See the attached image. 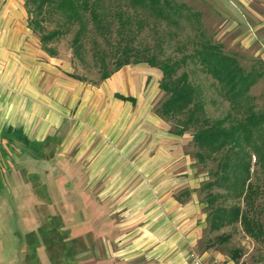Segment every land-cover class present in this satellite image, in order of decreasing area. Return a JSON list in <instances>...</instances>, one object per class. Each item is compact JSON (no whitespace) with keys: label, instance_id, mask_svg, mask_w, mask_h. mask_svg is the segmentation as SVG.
I'll list each match as a JSON object with an SVG mask.
<instances>
[{"label":"crops","instance_id":"0c3cea01","mask_svg":"<svg viewBox=\"0 0 264 264\" xmlns=\"http://www.w3.org/2000/svg\"><path fill=\"white\" fill-rule=\"evenodd\" d=\"M219 1L215 13L232 20L231 28L245 30L246 36L233 43H256L264 56V0H235L243 8L242 20L227 8L234 0ZM26 12L17 0L0 1V149L21 155L26 150L40 158L70 155L85 166L106 212L91 214L98 238L94 247L87 244L79 252L81 264H188L189 248L197 247L207 215L200 179L184 160V150L168 145L182 144L183 134L169 132L152 111L159 89L152 85L154 73L145 67L119 69L97 87L80 84L65 60L41 47L23 19ZM133 117L140 123L131 122ZM18 132L32 149L18 142ZM144 134L150 143L142 154L151 163L138 169L130 158ZM45 141L46 146L35 148ZM158 158L162 163H156ZM204 254L223 258L212 250Z\"/></svg>","mask_w":264,"mask_h":264},{"label":"rangeland","instance_id":"374dc122","mask_svg":"<svg viewBox=\"0 0 264 264\" xmlns=\"http://www.w3.org/2000/svg\"><path fill=\"white\" fill-rule=\"evenodd\" d=\"M172 1L190 7V9L182 8L185 14L190 13V18L185 15L177 16L176 24L144 12L142 8L137 12L130 0H100L98 11L101 13L102 22L97 24L89 21L87 33L83 37L82 56L74 53L72 44L78 24L64 29L63 34L48 45L58 51L57 58L68 63L70 73L84 78L83 81L75 80L88 87H97L103 82L101 56L106 59V68L112 71L116 59L123 56L121 50L126 44L138 49L140 55L155 56L159 61L189 56L187 65L179 72H189L190 79L201 87L207 116L214 120L223 118L232 109L229 101L219 92V85L216 84L215 79L192 56L197 48L196 41L209 39L220 45L224 53L236 55L245 68L261 67L263 74L251 87L249 95L254 99L257 109H264V56L257 53L256 43L250 46H245L240 41L233 43L240 36H246L244 28L239 29L238 26L231 28L232 20H224L222 14L215 13V6L220 2L219 0ZM17 2L23 4L27 11L26 0H17ZM227 3L231 15L242 20L244 11L240 4L235 0ZM196 12L200 14L196 16L194 14ZM26 13L27 17L23 18L24 21L29 20V14ZM45 17L46 30H52L58 27L62 14L47 11ZM241 23L245 24L244 21ZM39 44L42 47V44ZM132 57L135 58V55ZM142 67L152 70L154 73L152 85L159 88L158 94L151 103L152 111L157 113V108L166 98V93L160 88L162 72L157 67L149 68L146 62L126 64L121 69ZM148 83L149 80L145 83L146 86ZM184 115L161 116V118L168 131L174 133L184 119ZM134 121L136 124L140 123L138 117H133L131 122ZM144 137L145 141L130 158L135 161L138 169L151 163L150 159L143 157L142 154L150 143V137L146 134ZM180 138L182 144L178 141L169 142L168 145L184 150V160L188 161L189 167L193 169L194 177L200 179L199 198L207 215L206 226L197 243L198 250L201 253L215 251L223 255L224 260L232 258L239 264L264 262V240L257 241L250 237L240 223L226 225L219 230L211 229L209 213L212 208L208 206L207 192L201 191V186L205 181L213 179L212 171L216 168L217 160L221 155L217 153L215 158L209 157L203 163L195 155L198 147L193 141V129L187 130ZM18 139L20 144L28 147L27 149L31 148V141L22 133H19ZM47 143V141L40 143L35 148H43ZM2 150L1 147L0 264H81L79 252L87 244L94 247L93 242L98 238L95 216L91 214L97 212L100 216L106 212L105 207L97 201L95 188L90 186L91 182L85 173V166L70 155L54 154L51 158H40L26 150L22 155L14 149L7 150L9 152ZM156 151L157 148H154L151 155ZM161 160L164 159L158 158L156 163H162ZM16 161L18 165L19 163L22 165H16ZM255 164L251 178V183L258 187L254 210L264 222V167L259 163ZM141 174V171L138 172L142 177ZM183 180L185 182L186 178ZM213 192H224V188L217 186ZM94 200L96 203H93ZM222 201L223 199H219L216 204L226 203L229 206L235 203L232 197L227 198L225 202ZM242 204L245 206L243 202ZM88 229L89 234L81 236ZM224 236L226 237L222 239ZM235 250H240L238 259L233 258Z\"/></svg>","mask_w":264,"mask_h":264},{"label":"trees","instance_id":"16d2710c","mask_svg":"<svg viewBox=\"0 0 264 264\" xmlns=\"http://www.w3.org/2000/svg\"><path fill=\"white\" fill-rule=\"evenodd\" d=\"M130 3L137 12L142 8V11L172 23L177 24V16L185 15L190 18V13L182 11V8L190 9L184 3L177 4L172 0H130ZM25 4L29 14V27L39 37L43 49L54 57L58 55V51L48 44L63 34L64 29L79 25L72 44L74 53L82 56L83 37L87 33L89 21L97 24L102 22L98 11L100 0H26ZM47 11L62 14L58 27L52 30H46L44 26ZM194 14L198 16L200 12ZM196 43L197 48L192 55L194 60L211 74L219 85V92L231 105V112L223 118L212 120L207 116L201 87L190 79L189 72H179L187 65L189 56L159 61L155 56L140 55L138 49L126 44L121 50L123 56L116 59L112 71L106 68V59L101 56V81L126 64L146 62L151 67H157L162 72L160 88L166 93L157 113L163 117L185 114L175 132L183 134L193 129V141L198 147L195 155L199 161L204 163L209 157L215 158L217 153L221 155L212 171L213 179L205 181L201 186V191L207 192L206 201L212 208L209 213L211 229L219 230L226 225L240 223L250 237L262 241L264 222L254 210L258 187L251 183V178L255 163L264 167V109L256 108L249 91L263 71L256 66L245 68L236 55L224 53L220 45L209 39H200ZM69 75L84 80L77 74ZM217 186L224 188V192L214 193L213 189ZM230 197L234 198L235 203L229 206L226 203L216 204L219 199L225 202ZM238 257L240 250H235L233 258Z\"/></svg>","mask_w":264,"mask_h":264},{"label":"built area","instance_id":"2783aa9c","mask_svg":"<svg viewBox=\"0 0 264 264\" xmlns=\"http://www.w3.org/2000/svg\"><path fill=\"white\" fill-rule=\"evenodd\" d=\"M187 258L188 264H229L223 258L216 256L210 257L204 253H201L196 246H190ZM259 264H264V262Z\"/></svg>","mask_w":264,"mask_h":264}]
</instances>
